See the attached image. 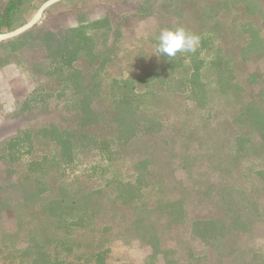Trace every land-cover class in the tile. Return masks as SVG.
<instances>
[{
	"label": "rangeland",
	"instance_id": "1",
	"mask_svg": "<svg viewBox=\"0 0 264 264\" xmlns=\"http://www.w3.org/2000/svg\"><path fill=\"white\" fill-rule=\"evenodd\" d=\"M12 1L0 32L45 0ZM0 264H264V0H61L1 41Z\"/></svg>",
	"mask_w": 264,
	"mask_h": 264
},
{
	"label": "clouds",
	"instance_id": "2",
	"mask_svg": "<svg viewBox=\"0 0 264 264\" xmlns=\"http://www.w3.org/2000/svg\"><path fill=\"white\" fill-rule=\"evenodd\" d=\"M155 39L157 57L174 58L177 53L195 52L200 44L199 36L182 26L162 28Z\"/></svg>",
	"mask_w": 264,
	"mask_h": 264
},
{
	"label": "water",
	"instance_id": "3",
	"mask_svg": "<svg viewBox=\"0 0 264 264\" xmlns=\"http://www.w3.org/2000/svg\"><path fill=\"white\" fill-rule=\"evenodd\" d=\"M61 1V0H45L36 10V12L32 15V17L24 24L21 26L8 31V32H0V42L16 37L20 35L21 33L27 31L30 29L32 26H34L43 16L44 10L49 7L50 5Z\"/></svg>",
	"mask_w": 264,
	"mask_h": 264
},
{
	"label": "crops",
	"instance_id": "4",
	"mask_svg": "<svg viewBox=\"0 0 264 264\" xmlns=\"http://www.w3.org/2000/svg\"><path fill=\"white\" fill-rule=\"evenodd\" d=\"M12 0H0V12L5 8V11L10 9Z\"/></svg>",
	"mask_w": 264,
	"mask_h": 264
},
{
	"label": "trees",
	"instance_id": "5",
	"mask_svg": "<svg viewBox=\"0 0 264 264\" xmlns=\"http://www.w3.org/2000/svg\"><path fill=\"white\" fill-rule=\"evenodd\" d=\"M12 7H13V1H12L11 4H10V9H12Z\"/></svg>",
	"mask_w": 264,
	"mask_h": 264
}]
</instances>
